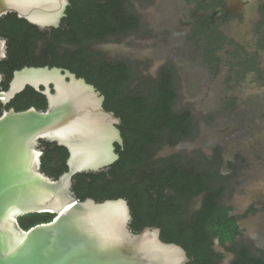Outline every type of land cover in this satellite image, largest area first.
<instances>
[{"label": "trees", "instance_id": "obj_1", "mask_svg": "<svg viewBox=\"0 0 264 264\" xmlns=\"http://www.w3.org/2000/svg\"><path fill=\"white\" fill-rule=\"evenodd\" d=\"M130 1L69 0L59 26L44 29L15 13L3 15L0 37L6 40V55L0 60V88L6 90L13 72L24 66H56L84 78L104 96V109L120 118L117 127L123 143H115L118 159L107 168L73 176L74 196L95 201L124 198L131 214L129 229L138 233L149 226L159 228L162 241L186 251L190 259L186 264H220L215 239L234 255L230 264H264V254L256 257L249 246L236 241L239 226L230 215L231 206L221 201L225 176L214 163L221 162L220 152L214 161L157 156L162 147L177 145L194 130L191 111L175 109L174 67L163 65L156 77L145 76L134 73L127 61L110 60L91 48L93 42L138 28L139 17L127 7ZM31 106L45 110L47 101L26 86L9 103L0 101V114ZM39 148L41 171L57 179L67 170V149L45 140ZM199 196V207L185 216L187 203ZM54 216L28 213L17 221L28 230Z\"/></svg>", "mask_w": 264, "mask_h": 264}, {"label": "water", "instance_id": "obj_2", "mask_svg": "<svg viewBox=\"0 0 264 264\" xmlns=\"http://www.w3.org/2000/svg\"><path fill=\"white\" fill-rule=\"evenodd\" d=\"M68 5L69 0H0V18L15 13L41 29L58 27ZM5 55L0 37V60ZM26 86L42 93L47 106L0 114V264L188 263L180 245L160 239L159 228L129 229L124 198L74 196L73 176L107 168L118 159L115 143H123L121 120L104 109L100 91L68 69L24 66L13 72L6 90L0 88V101L9 103ZM41 140L68 151L67 170L57 179L41 171ZM38 212L55 216L28 230L19 226V216Z\"/></svg>", "mask_w": 264, "mask_h": 264}, {"label": "rangeland", "instance_id": "obj_3", "mask_svg": "<svg viewBox=\"0 0 264 264\" xmlns=\"http://www.w3.org/2000/svg\"><path fill=\"white\" fill-rule=\"evenodd\" d=\"M127 7L139 17L138 28L93 42L91 48L103 52L110 60L127 61L134 73L145 76L156 77L163 65L174 67L178 93L175 109L191 111L194 130L177 145L162 147L157 156L214 161L218 150L222 160L214 163L226 183L222 203L237 209L250 202L258 204L256 223L247 218L242 224L248 228L246 236L238 240L263 244L264 101L249 95L232 110L225 101L227 88L221 90L219 86L217 100L210 101L206 81L211 75L202 60L203 43L197 42L188 26L191 20L188 6H178L177 0H131ZM225 79L223 76V83ZM200 198L187 203L185 216L199 207ZM213 247L219 254V263L230 264L232 254L220 244Z\"/></svg>", "mask_w": 264, "mask_h": 264}, {"label": "flooded vegetation", "instance_id": "obj_4", "mask_svg": "<svg viewBox=\"0 0 264 264\" xmlns=\"http://www.w3.org/2000/svg\"><path fill=\"white\" fill-rule=\"evenodd\" d=\"M177 5L189 7L188 26L197 42L203 43L202 60L211 75L206 81L210 101L217 100V86L221 90L227 88L225 101L232 110L249 95L264 101V0H177ZM261 133L264 137V125ZM257 208L256 202L240 209L231 206L230 215L239 226L236 241L249 246L254 256L261 257L264 243L238 240L246 236L248 228L242 224L247 218L256 223Z\"/></svg>", "mask_w": 264, "mask_h": 264}]
</instances>
